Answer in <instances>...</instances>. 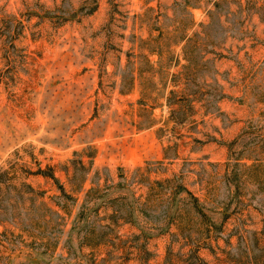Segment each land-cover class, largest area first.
Segmentation results:
<instances>
[{
  "label": "rangeland",
  "instance_id": "374dc122",
  "mask_svg": "<svg viewBox=\"0 0 264 264\" xmlns=\"http://www.w3.org/2000/svg\"><path fill=\"white\" fill-rule=\"evenodd\" d=\"M0 264H264V0H0Z\"/></svg>",
  "mask_w": 264,
  "mask_h": 264
}]
</instances>
